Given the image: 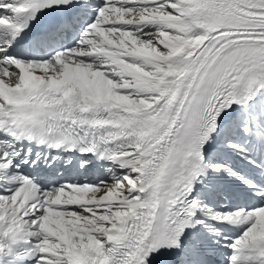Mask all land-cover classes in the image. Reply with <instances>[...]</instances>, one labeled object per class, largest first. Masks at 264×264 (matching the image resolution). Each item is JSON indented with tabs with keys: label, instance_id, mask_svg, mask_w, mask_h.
Wrapping results in <instances>:
<instances>
[{
	"label": "snow or ice",
	"instance_id": "6c2138e0",
	"mask_svg": "<svg viewBox=\"0 0 264 264\" xmlns=\"http://www.w3.org/2000/svg\"><path fill=\"white\" fill-rule=\"evenodd\" d=\"M0 264H264V0H0Z\"/></svg>",
	"mask_w": 264,
	"mask_h": 264
}]
</instances>
